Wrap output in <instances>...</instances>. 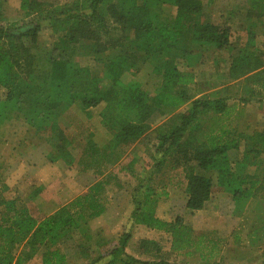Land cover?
Instances as JSON below:
<instances>
[{
	"label": "trees",
	"instance_id": "trees-1",
	"mask_svg": "<svg viewBox=\"0 0 264 264\" xmlns=\"http://www.w3.org/2000/svg\"><path fill=\"white\" fill-rule=\"evenodd\" d=\"M69 6L45 9L37 0H21L26 16L40 13L46 23L0 25V88L5 90L0 97V127L23 118L35 135L57 150L55 156L50 153L51 161L60 158L72 165L77 160L69 148L71 141L58 126L59 117L77 105L91 118L93 109L102 105L101 123L112 137L103 146L89 138L77 161L82 170L94 168L99 177L105 167L121 159L124 149L149 132L151 119L174 111L157 129L158 157L136 190L130 219L168 233L172 251L199 252L200 259L211 264L225 239L216 232L194 231L180 216L171 221L159 218L156 209L161 197L168 195L167 182L153 186L152 175L168 161L173 169L183 167L186 207L191 211L202 209L215 190L230 193L242 214L251 199H264V128L253 133L240 131L226 123L236 107L228 98L215 94L194 98L188 89L195 82L194 68L205 64L212 51H230L223 71L228 79L245 77L264 88V31L260 47L251 22L246 44L237 47L231 41V26L202 21V0H74ZM246 11L247 19L264 21V0H250ZM3 19L4 2L0 0V21ZM44 26L55 36L48 63L33 51ZM76 54L92 55L104 75L79 66L73 59ZM182 60L186 70L179 67ZM148 63H153L162 79L155 96L139 81H123L125 73ZM188 102L184 111L175 112ZM204 116L215 121L208 129L201 121ZM203 171L216 173L217 183ZM108 182L97 180L84 194L45 213L27 204L17 206L16 198L7 199L0 192V264H28L35 258L39 261L34 264H67L64 244L75 241L76 247L86 248L89 220L107 208L100 194ZM42 189L37 188L34 196ZM129 236H121L113 257L119 259L125 252ZM119 260L149 264L130 256ZM156 264L168 263L161 260Z\"/></svg>",
	"mask_w": 264,
	"mask_h": 264
},
{
	"label": "rangeland",
	"instance_id": "rangeland-1",
	"mask_svg": "<svg viewBox=\"0 0 264 264\" xmlns=\"http://www.w3.org/2000/svg\"><path fill=\"white\" fill-rule=\"evenodd\" d=\"M2 1L4 2L5 19L0 21V25L31 27L36 21H40L41 25L46 23L42 21L40 13L26 16L21 8V0ZM37 1L45 4V9H52L70 7L69 5L74 0ZM249 1L202 0L204 4L202 21L231 26V41L237 47L246 44L247 28L252 22L258 36L256 44L261 47L264 21L246 18L245 12L249 7ZM170 10L175 12L173 8ZM39 33L38 45L33 51L34 54L35 51L37 52L41 61L48 63V51L53 48L55 36L48 26L42 27ZM219 52L212 51L207 54L206 63L196 68L197 84L188 85V89L196 97L211 94L215 92L214 90L220 92L221 96L229 99V104L236 105V113L234 112L231 117L228 116L229 120L226 123H231L233 127L241 131L252 132L254 129H263L264 88L252 80H246L245 77L237 80L228 79L223 71L230 51ZM217 58L219 64L214 61ZM73 59L79 66L89 69L90 73L101 77L104 75L101 65L92 55L76 54ZM179 67L186 70L183 60ZM131 80L139 81L144 90L155 96L159 92L162 79L155 72L153 63H148L138 71L125 73L123 81ZM4 94L5 90L1 88L0 97ZM187 107L188 105L182 106L175 112L184 111ZM101 109L102 105L94 108L93 116L90 118L77 105H73L59 117L58 126L64 130L71 141L69 148L77 161L89 138H93L96 143L103 146L112 137L101 123ZM173 114L174 111L163 115L157 114L151 119L149 132L141 140L124 149L121 159L115 165L105 167L103 175L99 177L95 176L94 168L84 171L77 161L72 165H67L66 161L60 158L51 161L50 153L55 156L57 150L50 143H46L35 135L23 118L17 117L0 127V192L7 199L16 198L17 206L27 204L30 208L45 213L69 203L80 193L84 194L97 180L108 179L110 182L105 185L100 194L101 201L107 208L101 216L89 220L86 234L90 238L85 239L86 248L76 247L75 241L71 244H64L67 264H125L119 259L127 256L137 261L149 262V264H156L161 260L167 261L168 264H202L204 261L200 259L199 252L190 255L186 251L174 252L171 250L168 233L133 223L130 219L136 190L144 176L151 171L152 164L158 157L155 149L158 143L157 129ZM209 117L204 116L201 119L206 129L215 123ZM133 161L134 164L131 165ZM167 164L161 171L152 175L153 186L161 187L167 182L166 190L168 191V195L162 196L158 201L156 215L167 221L180 216L186 224L194 227L191 219L195 216V211L188 210L186 207L188 194L185 171L183 167L173 169L169 161ZM216 178L217 175L214 177V184L217 183ZM5 186L8 188L5 189ZM39 187L43 189L38 196H34L33 192ZM261 194H264V191ZM210 200L207 211L215 212L218 208L219 213H222L221 222L224 221L226 225L223 232L220 229L208 228L210 225H207L204 230V232L217 231L225 239L218 256L210 260L211 264H236L234 261L244 264H259L260 262L264 264V199L258 197L249 201L243 214L236 210V204L230 194L215 190ZM211 219L213 224V220L217 221L218 218L210 215ZM197 227L196 232L200 233L203 230L200 229L202 225H197ZM231 229L233 230L228 234L227 232ZM124 233H129L130 238L125 252L121 253L118 259L111 253L119 245V240ZM145 239L153 240L156 244L148 245L144 242ZM23 245L24 242L19 247V251ZM38 261L39 258H35L28 264Z\"/></svg>",
	"mask_w": 264,
	"mask_h": 264
},
{
	"label": "crops",
	"instance_id": "crops-1",
	"mask_svg": "<svg viewBox=\"0 0 264 264\" xmlns=\"http://www.w3.org/2000/svg\"><path fill=\"white\" fill-rule=\"evenodd\" d=\"M189 70H193V69H189ZM194 73H195V75H196V68H194ZM227 77V76H226ZM197 82H198V80H197V75H196V77H195V82L194 83H192L193 85H196L197 84ZM190 85V84H189ZM1 89V88H0ZM215 92H212L211 94L213 95V94H215L216 96H221V94H220V92H216V90H214ZM210 94V95H211ZM199 97V96H198ZM194 98H196V96L194 97ZM190 102H188L187 104H185V105H190L189 104ZM185 105H183V106H185ZM231 105V104H230ZM236 108V107H235ZM235 108H233V110H232V113L230 114V115H228L229 117H231L232 116V114L235 112L236 113V109ZM260 130V129H259ZM241 131V130H240ZM254 131H256L255 129L251 132V131H242V132H246V133H253ZM242 147H243V145H242ZM262 159H264V154L262 155ZM262 169H264V165H263V168ZM202 174L203 175H205V176H210V177H212L213 179H214V177H215V175H216V173H214L213 171H203L202 172ZM220 191V190H219ZM222 191V190H221ZM222 192H224V193H226V194H230V193H228V192H226V191H222ZM81 194V193H80ZM231 195V194H230ZM232 196V195H231ZM212 197V196H211ZM211 199V198H210ZM254 199V198H253ZM252 200V199H251ZM251 200H250V202H251ZM211 202V200H208L207 202H205V204H204V206H203V208L202 209H199V210H196L195 211V216H193L192 217V219H191V223H194L193 224V226L194 227H192L193 229L195 228V231L197 230V225H202V227L200 228L202 231H200V232H204V230H206L205 228L207 227V225H210V227H208V228H213V229H220V231L221 232H223L224 230H225V223H224V221L223 222H221V217H222V213H219V210H218V208H216V210H215V212H212V211H207V208H208V204ZM187 203V202H186ZM235 204V203H234ZM236 206V205H235ZM234 206V207H235ZM189 210V209H188ZM234 212H235V209H234ZM210 215H212V216H215L216 218H218L217 219V221H219V222H217V221H215V220H213V224H212V219L210 220ZM218 224V225H215V224ZM233 229H231V230H229L227 233L228 234H230L231 233V231H232ZM199 233V232H198ZM216 233L218 234V235H220V237H222V238H224L223 236H221V234L220 233H218L217 231H216ZM236 237L238 238V235H236ZM234 259H235V257H234ZM263 261H264V259H263ZM236 264H244V263H241V262H236V261H234ZM206 262H203L202 264H205ZM259 264H263V263H259Z\"/></svg>",
	"mask_w": 264,
	"mask_h": 264
}]
</instances>
